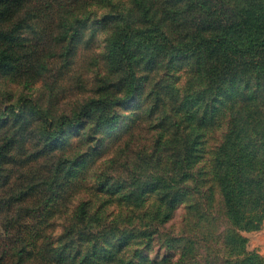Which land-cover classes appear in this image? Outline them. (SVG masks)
Returning a JSON list of instances; mask_svg holds the SVG:
<instances>
[{"label":"rangeland","instance_id":"obj_1","mask_svg":"<svg viewBox=\"0 0 264 264\" xmlns=\"http://www.w3.org/2000/svg\"><path fill=\"white\" fill-rule=\"evenodd\" d=\"M140 2L64 0L53 14L38 9L15 49L33 56V64L12 68L0 60V264H67L61 259L65 243L68 256L76 247L64 233L76 216L80 228L93 225L100 250L106 248L100 257L123 237L131 242L135 229L159 227L152 218H160L165 200L180 185L182 136L214 134L204 146L209 159L224 132L209 127L211 116L233 93L238 100L248 96L245 84L254 75L249 69L224 80L225 64L213 50L179 57L169 51L164 35L152 32L127 44L138 90L119 102L131 91L126 52L120 49L123 35L160 25L175 41L185 42L226 32L243 14L254 13L252 0ZM79 3L80 14L62 18L60 29L57 14L74 12ZM51 4L57 9L54 0ZM243 28L249 31L250 23ZM95 100L103 103L82 125L57 133L63 116L77 118ZM184 214L181 206L160 230L180 232ZM43 234L45 259L33 251H39L37 238ZM141 248L142 243H133L117 256L131 259V249ZM145 256L138 254L141 261Z\"/></svg>","mask_w":264,"mask_h":264},{"label":"trees","instance_id":"obj_2","mask_svg":"<svg viewBox=\"0 0 264 264\" xmlns=\"http://www.w3.org/2000/svg\"><path fill=\"white\" fill-rule=\"evenodd\" d=\"M38 1L40 0H0V60L12 68H28L25 64H33V56L15 50L16 46L25 40L20 31L26 27L32 28L27 25V21L32 18L33 13L42 8L53 14L61 9L60 4L64 2L54 0L57 8L54 9L52 0H41L42 3ZM140 1L141 5H148L145 0ZM251 4V11L254 13L248 16L242 13L240 19L226 27V32L217 35L202 33L193 40L175 41L160 25L134 29L130 34L123 35L126 37L120 49L122 53L126 52L131 91L127 98L119 102L132 99L138 90L139 77L134 56L132 52H128L127 44L137 37L152 36V32L164 35L163 41L169 51L179 57H202L213 50L218 61L225 64L224 80L238 78L239 70L249 69L254 75L246 81V98L238 100L233 93L229 103H222L211 116L209 127L216 130L222 128L224 132L219 136L209 159L204 146L214 134L182 136L184 146L178 161L180 185L176 194L168 196L165 200L160 218H152L159 227L149 230L147 228L150 224H146V230L135 229L131 232V242L123 237L117 246L112 245L113 248L107 249L108 253L100 257L106 248L100 250L98 235L91 233L93 225L86 223L80 228L76 224V216L64 233L66 237H70L69 242L76 250L72 256H68L65 252L67 242L65 243L66 249H63L64 253L61 255L64 263L73 264L77 261L79 264H264V256L257 251L248 250L249 239L242 234L260 229L264 221V0H252ZM77 7L74 12L65 10L64 14H57L61 16L58 25L60 29L62 18L71 15L77 17L80 14L81 4ZM165 19L167 21L168 16H165ZM243 23H250L249 31L243 28ZM252 81H256L255 86ZM101 103L103 102L100 100L88 103L77 118L63 116L57 133H62L70 125H82L86 117L99 108ZM1 156L3 154L0 155V160ZM204 160H207V165L198 168ZM190 181L196 185L190 184ZM181 206L185 208V214L180 232L172 228L167 232L160 230L167 227ZM89 216H84L82 225ZM45 238L44 234L43 237L40 235L37 238L39 251H33L38 253V258L45 259L41 254V250L46 247ZM92 240L95 242L91 243ZM20 241L22 246L25 245L24 237L20 238ZM154 242H158L159 247L152 256ZM133 243H142L141 251L147 253L144 260L141 261L138 257L141 251L133 249L131 259L117 256L127 253ZM22 260L25 261L24 258Z\"/></svg>","mask_w":264,"mask_h":264},{"label":"crops","instance_id":"obj_3","mask_svg":"<svg viewBox=\"0 0 264 264\" xmlns=\"http://www.w3.org/2000/svg\"><path fill=\"white\" fill-rule=\"evenodd\" d=\"M246 235L249 237L248 249L264 256V221L260 229L247 232Z\"/></svg>","mask_w":264,"mask_h":264}]
</instances>
